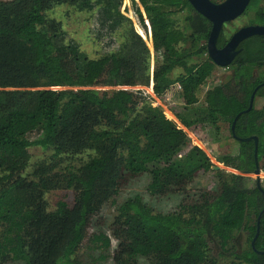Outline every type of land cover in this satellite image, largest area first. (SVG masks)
Instances as JSON below:
<instances>
[{"label":"trees","instance_id":"1","mask_svg":"<svg viewBox=\"0 0 264 264\" xmlns=\"http://www.w3.org/2000/svg\"><path fill=\"white\" fill-rule=\"evenodd\" d=\"M123 1H0V264H92L93 256L88 262L77 257L85 240L87 251L106 260L111 239L103 231L89 234V229L103 207L114 203L126 178L149 176L148 195L162 198L186 193L199 170L211 173L215 188L203 190L175 211H154L138 194L116 207L110 224L116 243L113 264H214L207 255L208 241L216 240L219 249L228 252L245 212L254 214L253 224L245 227L249 249L230 253L234 260L229 264H264V254L258 253L264 252V213L254 249L251 246L264 206L256 181L212 169L208 155L189 145L186 132L160 107L148 104L143 90L92 89L148 87L152 82L157 97L176 84L181 95L189 96L217 68L207 55L211 23L187 0H131L152 52L121 12ZM260 3L251 0L240 17L251 12L249 24L264 25ZM61 5L91 14L100 57L89 58L60 21L46 16ZM226 41L222 31L217 46ZM240 49L226 83L206 91L202 105L183 106L174 113L186 129L208 126L217 142L221 124L227 123L231 133L234 118L247 109L255 87L264 83V71H259L264 69V36L244 40ZM176 69L183 73L173 78ZM64 87L77 89H52ZM257 98H264V85L251 111L237 119L235 134L257 137V159L264 172V106L257 108ZM33 133L37 136L31 140ZM35 146L52 154L24 174L28 149ZM82 154L88 158L78 166L62 165ZM219 159L231 170L252 173L254 142H238L236 155ZM54 189L71 190L72 204L58 201L49 211L45 196Z\"/></svg>","mask_w":264,"mask_h":264},{"label":"rangeland","instance_id":"2","mask_svg":"<svg viewBox=\"0 0 264 264\" xmlns=\"http://www.w3.org/2000/svg\"><path fill=\"white\" fill-rule=\"evenodd\" d=\"M7 1V0H0ZM216 2H221L222 0H213ZM260 4L264 7V0H260ZM121 12L128 18L132 20L133 26L135 30L146 40L148 41V46L152 52V46L150 40H148L144 34V31L140 29L138 25V21L135 15L132 12V4L131 0H124L123 5L121 7ZM250 12L247 16H243L235 19L234 21L224 25L223 31L224 34L227 35V38L237 29H240L244 26L251 25ZM46 16L48 18H53L57 21H60L63 29L76 40L81 47V50L87 54L89 58L95 59L100 57L102 51L100 50V45L96 42L92 35V18L89 13H79L76 12L72 7L68 6H57L50 11L46 12ZM178 20H182V14L177 16ZM142 34L140 33V31ZM117 40V37H116ZM118 41V40H117ZM154 61L151 57L150 67L151 71L153 70ZM183 73L181 69H176L172 73V77L175 78L179 74ZM231 74L230 69H221L216 68L212 75L207 79L206 83L201 86V88L194 94H190L189 96H183L181 94L169 91L165 93L162 97H157L153 94L152 91V82L148 87L136 86V87H101L96 86L92 87V89L98 91H110L115 89H122L129 92H135L137 90H143L144 96L146 95V100H144L151 104L153 107H160L164 115L174 121L177 126L186 132L189 137V145L196 146L202 149L209 157L210 162L212 163V169H222L228 173H234L244 177L246 179H250L252 181H256V176L254 174H242L241 172H237L231 170L230 168L225 167L222 163L219 162V158L224 155H236L238 153V142L233 139L232 134L230 133V129L227 123L221 124V132L219 136V141H214V138L211 137L209 131V127L203 124H197L190 129H186L179 121L176 119L174 113L180 112L183 106L188 107H196L197 105H202L204 95L206 91L212 89L217 85H221L222 83H226ZM264 75L263 73H260ZM57 91L67 90L64 88H52ZM77 88H74L76 90ZM251 96V95H250ZM257 108H261L264 106V98H257L255 101ZM63 104L60 107H63ZM142 108V105L138 106V110ZM61 112V111H60ZM37 134L33 133L29 136L31 140L35 139ZM186 148H183L181 153L185 151ZM30 154L29 167L25 170L24 174H29L33 170L34 166L41 161H46L49 159L52 151L49 149H42L40 147H30L28 149ZM88 154H82L80 156L75 157L72 160L63 161L62 165L66 166L68 164L78 166L83 161L87 160ZM261 165V164H260ZM62 167V166H61ZM150 181L149 176L141 175L135 178H126L124 183L121 185L119 196L115 199L114 203H109L105 205L98 215L97 219L92 221V225L89 229V234L97 231H103L109 238L111 239V248L109 251L105 252V256H107L106 260H97L98 252H94L92 250L86 249L87 241L85 240L82 244V247L78 251L77 257L86 262L92 260V264H113L112 262V252L115 247V241L111 237L110 232V224L117 214L116 207L124 202L128 197L138 194L143 200L153 208L154 211L157 212H171L177 210L179 204L189 203L191 200L197 199V197L201 194L203 190H211L214 189V182L211 176V173H205L203 170H199L192 182L188 185L186 193L177 194L171 193L168 196L162 198H153L150 197L147 193V185ZM260 183L262 189H264V172L260 173ZM49 211L55 209L58 201H65L69 205L72 204L73 201V192L71 190L64 189H54L48 192L45 196ZM191 203V202H190ZM247 213V214H246ZM205 218V214L201 215L200 220L203 221ZM254 222V214L250 212H245L242 219V228L234 233L233 240L231 241L228 252H222L219 249L216 240L208 241V258L214 260V264H229L234 260L233 256L230 254L232 252H242L249 249L248 242V233L245 230L246 225H252ZM99 224V225H98ZM93 256V257H92ZM10 264H22V263H10ZM213 264V263H212Z\"/></svg>","mask_w":264,"mask_h":264},{"label":"water","instance_id":"3","mask_svg":"<svg viewBox=\"0 0 264 264\" xmlns=\"http://www.w3.org/2000/svg\"><path fill=\"white\" fill-rule=\"evenodd\" d=\"M191 7L204 18H206L211 23L210 33L206 42L207 55L211 61L218 67L229 66L235 57L240 52L238 49L239 45L246 39L252 36H264V25H247L237 31H235L227 43L222 47H217V41L219 36L223 31V27L226 23L234 21L239 18L247 9L251 0H223L219 3H215L212 0H187ZM264 83L258 85L251 93L249 104L246 110L237 114L231 125V134L233 139L238 142H254V161L255 170L252 173L241 172L242 174H254L256 176L257 188L260 189L264 195V190L260 186V169L257 159V137L251 136L246 138H240L235 134V123L242 113H248L253 108L254 99L257 90L263 86ZM67 90H74V88H67ZM217 169V168H216ZM215 169V170H216ZM264 213V206L257 218L256 234L251 241V246L254 249V243L259 234V224L261 216ZM259 254H264V252L259 251Z\"/></svg>","mask_w":264,"mask_h":264},{"label":"flooded vegetation","instance_id":"4","mask_svg":"<svg viewBox=\"0 0 264 264\" xmlns=\"http://www.w3.org/2000/svg\"><path fill=\"white\" fill-rule=\"evenodd\" d=\"M239 18H240V17H239ZM231 22H232V21H231ZM228 23H230V22H228ZM228 23H226V24H228ZM226 24H225V25H226ZM237 30H238V29H237ZM237 30H236V31H237ZM234 32H235V31H234ZM234 32H233V33H234ZM233 33H232V34H233ZM232 34H231V35H232ZM231 35L227 38V41L229 40V38L231 37ZM227 41H226V43H227ZM226 43H225V44H226ZM225 44H224V45H225ZM224 45H223V46H224ZM223 46H221V47H218V46H217V47H218V48H222ZM238 49H240V45H239ZM240 52H241V49H240ZM240 52H239V53H240ZM239 53H238V54H239ZM233 61H234V60H233ZM233 61H232V62H233ZM230 65H231V64H230ZM230 65H229V66H230ZM229 66L224 67V68H222V67H218V66H216V67H217V68H221V69H228ZM259 71H260V72H263L264 69L262 68V69L259 70ZM257 73H258V71H255V72H254L255 75H256ZM261 84H262V83H261ZM259 85H260V84H259ZM255 88H256V87H255Z\"/></svg>","mask_w":264,"mask_h":264},{"label":"built area","instance_id":"5","mask_svg":"<svg viewBox=\"0 0 264 264\" xmlns=\"http://www.w3.org/2000/svg\"><path fill=\"white\" fill-rule=\"evenodd\" d=\"M169 91L181 94V86L179 84H176L175 86L172 87V90H169Z\"/></svg>","mask_w":264,"mask_h":264}]
</instances>
